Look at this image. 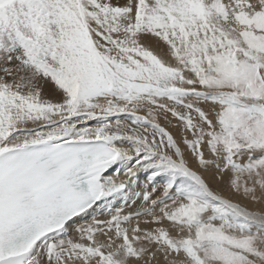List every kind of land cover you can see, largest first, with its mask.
Listing matches in <instances>:
<instances>
[{
	"label": "snow or ice",
	"instance_id": "snow-or-ice-1",
	"mask_svg": "<svg viewBox=\"0 0 264 264\" xmlns=\"http://www.w3.org/2000/svg\"><path fill=\"white\" fill-rule=\"evenodd\" d=\"M241 201L264 202V0H0V264H264Z\"/></svg>",
	"mask_w": 264,
	"mask_h": 264
},
{
	"label": "bare ground",
	"instance_id": "bare-ground-1",
	"mask_svg": "<svg viewBox=\"0 0 264 264\" xmlns=\"http://www.w3.org/2000/svg\"><path fill=\"white\" fill-rule=\"evenodd\" d=\"M141 114H144V113H141ZM95 123H96L95 121H90V122H88V126L89 127H94ZM159 123L161 124L162 127H165L174 136V138L178 142H180V145H181L182 149L185 151L186 157L189 159L190 166L193 167V169L198 170V165L195 163L194 159L192 158L190 151L182 143L183 129L181 127L169 126L168 123L166 121H164L163 119H160ZM172 123H173V125H177L178 124V122L175 121L174 119H173ZM188 136H189V138H191L190 134H188ZM129 166H131V165H129ZM126 171H127V169L125 167H120L118 175L115 172H113L112 170H111L110 174L113 175V178L115 179L117 184L123 182L126 185H128L130 191H142L143 190V186H144V184L147 181V176L150 173L148 171L141 170V171L137 172V175L135 177H129V176H127L125 174ZM204 175H205L206 179L210 180V174L209 173H205ZM134 182H135L136 186L133 189L131 186H132V184ZM162 183H163V180L158 178L157 179V186L159 187ZM210 183H212V186L214 188L216 187L215 182L210 180ZM224 195L225 196L229 195L227 190H224ZM115 196H116L115 205L119 206L120 203H122V199L120 197V194H115ZM108 200H109V203L113 202L112 201V197H109ZM241 202L244 205H246L250 211H264V202L259 203V204H253V203H249L247 201H241ZM133 207H135V206H133ZM89 211H91V210H89Z\"/></svg>",
	"mask_w": 264,
	"mask_h": 264
},
{
	"label": "rangeland",
	"instance_id": "rangeland-1",
	"mask_svg": "<svg viewBox=\"0 0 264 264\" xmlns=\"http://www.w3.org/2000/svg\"><path fill=\"white\" fill-rule=\"evenodd\" d=\"M206 157H207V158H211L210 156H208V154H206ZM212 171H214V170H212Z\"/></svg>",
	"mask_w": 264,
	"mask_h": 264
}]
</instances>
